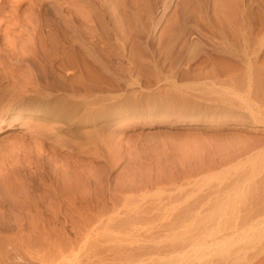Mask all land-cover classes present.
Returning a JSON list of instances; mask_svg holds the SVG:
<instances>
[{
	"label": "rangeland",
	"instance_id": "obj_1",
	"mask_svg": "<svg viewBox=\"0 0 264 264\" xmlns=\"http://www.w3.org/2000/svg\"><path fill=\"white\" fill-rule=\"evenodd\" d=\"M110 2L130 72L77 111L68 0L0 1V264H264V0Z\"/></svg>",
	"mask_w": 264,
	"mask_h": 264
},
{
	"label": "bare ground",
	"instance_id": "obj_2",
	"mask_svg": "<svg viewBox=\"0 0 264 264\" xmlns=\"http://www.w3.org/2000/svg\"><path fill=\"white\" fill-rule=\"evenodd\" d=\"M68 2H69V7H68L69 8V13H68L69 14V17H68L69 18V22H68L69 23V32H68V45L67 46H68L69 73L67 74V77H66V87H67L66 96H67L68 102L70 104H68V103H66V104H67V107L69 109L72 108V109H75L77 111H86V110H89V109L91 110V109L98 107V105H100L102 103L101 102L102 100H108V99L112 98L111 93H108L105 96L104 94L102 95V94L94 91L95 88L99 87L98 86L99 80L106 78V79L110 80V82H114V80H115L114 78L117 76V72L119 70L126 69V71L130 72V67H128V66H126V68L123 67L122 58L126 57V53H127L126 52V45H125V41L123 40L122 36L113 28L115 26H112L113 21H114V17H113L114 9H112V3L110 2V0H68ZM76 17H77V19H76ZM1 19H2V17H1ZM75 21H78V28L79 29L77 30V34H75V31H74L75 30V24H76ZM13 23H15V22H13ZM13 23H11L12 28H10L9 26L6 27L7 30H12L15 28V27L13 28ZM0 26L2 27V25H0ZM6 28H5V31L7 32ZM2 29H3V27H2ZM3 31H4V29L1 31L2 33L0 32V35L2 37V38L0 37V40L8 37L5 35L7 33L3 32ZM232 33L235 36V38L237 37L236 39H239L242 37L244 38V36H245L240 31L239 32L234 31ZM228 34H229L228 32H224V33H222V37L225 38L226 36H229ZM9 37H10V35H9ZM2 44H4V43H2ZM9 47H11V48L9 49L8 47H5L4 48L5 50L1 47L4 50V53L2 52L3 50L0 49L2 52V53L0 52V73L5 70L4 68L6 66H8L7 68L13 66L11 63L12 58H13L12 62H14L15 61L14 58L16 59L18 57V48L19 47L13 43ZM224 48L226 50L227 47H224ZM225 50H224V52H226ZM231 50H229V51H231ZM164 52H162V53H164ZM224 52H219L217 54L218 57L215 58V62L219 63L221 68H220V66H219V68H214V70H216V71H214L215 73L213 72L211 80L209 79L211 77V75H210V77H208L209 75H206L208 77V80L211 81L209 83H212L213 89H216L220 86L225 87V85H230L233 88L239 87L237 85L240 84L239 81H241L240 76H241V72H242L243 68L240 67L241 65L238 66L236 64L237 63L236 58H238L240 56H236V54H235V56H236V58H235L234 52L232 53L233 57L235 58V62H236V63H234V62L229 61L226 58L222 57V56H224ZM191 55H193V53ZM243 56L244 57H242V59H240L241 57L239 58L241 60L239 62H243L244 64L247 63L249 65L256 63V60L253 62V61H251V59L249 57H248V61H247V59H245L247 57L245 54H243ZM168 57L169 56L166 54L165 59H167ZM230 57H231V55H230ZM114 59H119V61H120V62H118V63H120L119 67L116 66ZM153 60H155L153 65L158 66L159 61L157 60V58L155 57ZM9 63H11V64H9ZM223 64H225V66H223ZM217 65L218 64H216V66ZM11 69H12V67H11ZM224 71H227L226 72L227 74ZM254 72H255V70H254ZM221 73H224V76L221 77V75H222ZM109 78H111V79H109ZM131 78H132V76H129V78H128L127 74L125 73V74H123L121 79H124L125 83L126 82L129 83ZM0 79H1V77H0ZM89 80H91V81H89ZM258 84H259V82H258ZM221 89H224V88H221ZM227 89H228V87H226V89H224V90H227ZM256 90H257V92L255 94H257V95H259L263 92L262 88H259V89L256 88ZM2 95H4V94H2ZM0 96H1V92H0ZM0 99H1V97H0ZM241 104L243 106H246V107L252 106L251 102L246 100V99L241 101ZM101 105H103V104H101Z\"/></svg>",
	"mask_w": 264,
	"mask_h": 264
}]
</instances>
